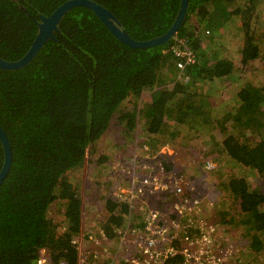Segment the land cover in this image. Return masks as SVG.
Listing matches in <instances>:
<instances>
[{
    "label": "trees",
    "instance_id": "trees-1",
    "mask_svg": "<svg viewBox=\"0 0 264 264\" xmlns=\"http://www.w3.org/2000/svg\"><path fill=\"white\" fill-rule=\"evenodd\" d=\"M67 1L0 0V57L20 60L38 34L40 16H50ZM91 1L114 13L122 28L143 42L170 30L182 0ZM263 10L264 0H189L187 18L175 38L135 49L115 38L94 12L76 7L62 20L57 40L49 41L31 64L17 71L0 69V124L13 151L11 170L0 187V264H32L42 251L55 263L78 264L81 253L73 241L83 236L87 243L93 235H86L82 226L85 195L106 202L105 216L97 223L102 237L117 241L135 225L137 208L133 211L116 198V188L102 197L99 185L87 193L70 181L84 167L87 153H95L116 124L123 127L121 147L133 144L141 129L143 143L151 141L158 152L149 153L156 159L167 157L159 154L162 142L172 145L180 135L193 139L208 128L216 132L210 135L218 140L220 155L233 166L250 169L257 181L231 176L225 189L239 206L237 225L246 228L257 254L253 260L263 263L264 82L247 81L234 90L235 103L221 120L210 95L213 84L252 63H264V21L257 27ZM236 22L244 35L239 60L222 57L218 49V34ZM176 39L184 40L198 59L180 77L176 58L168 51ZM127 102L133 110L120 115ZM3 164L0 140V171ZM55 208L63 216L61 224L53 218ZM136 219L135 229L147 225L142 216ZM92 245L91 252L104 254L100 261L114 256L108 258L98 251V243ZM175 245L181 248L179 239Z\"/></svg>",
    "mask_w": 264,
    "mask_h": 264
},
{
    "label": "rangeland",
    "instance_id": "rangeland-1",
    "mask_svg": "<svg viewBox=\"0 0 264 264\" xmlns=\"http://www.w3.org/2000/svg\"><path fill=\"white\" fill-rule=\"evenodd\" d=\"M259 18L257 27L263 24L264 10ZM208 35L211 36V34ZM218 36V49L221 56L239 60L238 53L244 43L239 22L229 25L226 31ZM181 75L182 73L179 72L178 77ZM247 81L259 84L264 82V63H252L233 77L211 86L210 95L213 98L212 106L215 108L214 114L217 120L226 117L235 103L232 99L234 90ZM127 105L120 115L133 110L132 104L127 102ZM122 133V126L117 124L115 127L112 126L110 132H107L99 141L96 152L90 150L87 153L84 167L70 175V181L80 188L83 187L84 192L87 191V193L96 191L100 186L102 197L109 196L111 190L116 188V198L135 206L134 210L136 208L138 210L136 214L139 212L140 214L133 218L135 225L119 235L117 241H109L106 235L102 237L103 231L97 224L105 216L103 212L106 209V202H103L102 198L96 203L92 197L85 195L82 226L86 235L89 233L93 235L87 243L82 236L83 245L79 247V253L82 255L80 258H84V255L90 256L92 244L95 243L99 245L98 251L105 252L108 258L112 255L126 258L125 247L137 236L132 234L136 229L130 230L139 223L136 218L142 216L148 226L152 221L150 216L154 214L156 225L157 222L165 223L166 226L171 227L167 229L171 233L174 232L180 241L185 242L183 238L187 235L192 236L195 240V249L198 251L206 249L207 253L215 255L222 251L221 254L227 264H259L253 260L257 254L251 248L250 237L245 236L246 228L243 225H237L239 220L241 221L239 206L225 189V184L231 176L242 175L251 182L257 181H254L255 176L250 169L233 166L229 159L224 157L225 155H220L218 140L210 135L216 132L208 128L196 132L193 139L185 140L180 135L178 141L171 143L172 145L162 146V142L159 145V154L167 155V157L157 159L156 156L149 154L157 155L158 153L153 152L155 149L150 145L151 141L149 145L143 143L141 129L137 130L133 144L127 145L126 148L121 147L125 143ZM191 135L193 134H184L188 138ZM146 179L149 180L150 185L144 186ZM126 183L129 187L125 186ZM165 183V189L162 190L159 185L162 186ZM254 186L259 189L260 183ZM262 187L261 183L260 188ZM55 209L53 218L56 217L61 224L60 220L63 216L58 214V208ZM221 220L226 222L220 224ZM189 228L192 232H189ZM194 228L199 231L198 235L193 232ZM202 230L208 233L206 236L225 242L226 248L210 240L207 241L206 247H203L200 244ZM166 236L169 238L171 235ZM184 245L185 248H192V243L185 242ZM100 255L104 256V254ZM41 256L46 258L48 254L41 252Z\"/></svg>",
    "mask_w": 264,
    "mask_h": 264
},
{
    "label": "built area",
    "instance_id": "built-area-1",
    "mask_svg": "<svg viewBox=\"0 0 264 264\" xmlns=\"http://www.w3.org/2000/svg\"><path fill=\"white\" fill-rule=\"evenodd\" d=\"M170 53L174 55L176 58V67L177 69L183 73L187 68L194 66L198 63L197 56L195 52L186 44L184 40L176 39L175 44L168 50ZM134 185H136L134 183ZM144 186L150 185L149 180H144ZM158 185V184H157ZM166 183L159 187L165 189ZM180 191V189H179ZM126 195V194H124ZM129 204V203H128ZM131 209L134 211L135 206L130 205ZM140 214V212L138 213ZM136 214V215H138ZM134 214H131L133 216ZM134 217V216H133ZM152 220L149 225L144 228H139L133 230L132 234L137 235L133 236V240L127 244L125 247L126 258L122 256H113L110 261H100V255L98 253H91L94 255L91 258V255H84V258H79L78 264H175L177 258H182L179 264H227L224 256L221 254L215 255L213 253H207L206 249L198 251L195 249V240L192 236L187 235L185 238V242L192 243V248H185L184 241H180L179 237L176 234L171 233L165 223H155L156 215L152 214L150 216ZM147 224V223H146ZM130 228V227H129ZM128 228V230H129ZM196 229V228H194ZM201 243L203 247H206L207 241H213L217 243V245H221V241L214 240L211 236L208 235L207 232H200ZM141 238H139V236ZM166 235H171L169 238ZM202 235H205L202 237ZM181 242L182 246L179 249L175 245V241ZM74 245H78V247L83 245V239H75L73 241ZM216 245V246H217ZM177 247V248H176ZM220 248V247H219ZM205 251V252H204ZM45 254L46 251H42ZM199 252L200 255H199ZM204 252V253H203ZM198 253V254H197ZM82 256V255H81ZM94 259L100 261L95 262ZM37 264H68L66 261H60L58 263L53 262V260L47 256H41L37 259Z\"/></svg>",
    "mask_w": 264,
    "mask_h": 264
},
{
    "label": "water",
    "instance_id": "water-1",
    "mask_svg": "<svg viewBox=\"0 0 264 264\" xmlns=\"http://www.w3.org/2000/svg\"><path fill=\"white\" fill-rule=\"evenodd\" d=\"M76 7H84L94 12L114 37L125 45L135 49H146L166 44L176 37L187 18L189 0L181 1L178 16L173 26L166 34L159 38L143 42L133 39L130 34L122 28V24L116 15L103 5L91 0H69L56 9L50 16H40V21H38V34L29 51L20 60L14 62L7 61L0 57V69L5 71H17L31 64L49 41L57 40L56 33L60 32L62 20ZM0 140L4 150V164L0 171L1 187L11 170L13 163L11 143L1 124ZM32 264H37V259L34 260Z\"/></svg>",
    "mask_w": 264,
    "mask_h": 264
}]
</instances>
